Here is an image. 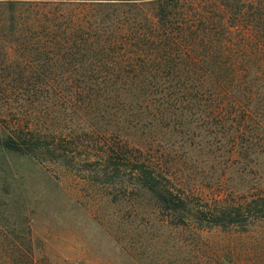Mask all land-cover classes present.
Segmentation results:
<instances>
[{"label":"rangeland","instance_id":"obj_1","mask_svg":"<svg viewBox=\"0 0 264 264\" xmlns=\"http://www.w3.org/2000/svg\"><path fill=\"white\" fill-rule=\"evenodd\" d=\"M83 1L32 4L51 5L34 11L70 20L90 9L67 5ZM7 59L17 56L10 53ZM5 75L0 72V86L74 84L53 75L23 80ZM47 109L0 115V133L18 120L22 129L67 137L54 145L45 139L31 154L0 148V264L27 261L28 247L35 264H264L263 217L254 211L239 223L213 226L198 214L264 197V143L247 146L239 140L231 151L224 140L229 126L238 129V120L226 125L208 115H171L161 122L155 115V124L143 120L136 126L133 117L143 115ZM249 127L253 133L241 131L264 141V118L253 119ZM126 140L130 149L123 145ZM106 145L154 158L166 178L158 180L160 186L173 190L180 208L165 210L133 165L102 161Z\"/></svg>","mask_w":264,"mask_h":264},{"label":"trees","instance_id":"obj_2","mask_svg":"<svg viewBox=\"0 0 264 264\" xmlns=\"http://www.w3.org/2000/svg\"><path fill=\"white\" fill-rule=\"evenodd\" d=\"M32 3L0 0V72L15 80L53 75L74 84L0 86V115H37L51 106L67 115H143L133 117L136 126L155 124V115L161 122L208 115L226 125L239 121L224 135L231 151L239 140L264 143L241 131L253 133L250 122L264 118V0H86L67 5L90 9L70 20L41 13L51 5ZM10 53L15 61L7 59ZM10 128L0 133L7 152L31 154L45 139L54 145L67 138L22 129L18 120ZM123 145L131 147L127 140ZM116 146L106 145L100 159L133 165L162 207L177 211L182 201L160 186L166 178L157 161ZM254 211L264 218V197L198 214L220 226ZM26 252L27 261L15 264H35L30 247Z\"/></svg>","mask_w":264,"mask_h":264}]
</instances>
